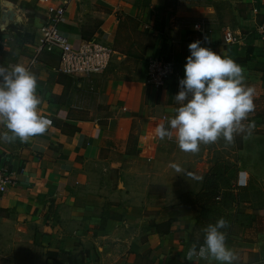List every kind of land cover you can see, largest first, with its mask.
I'll return each instance as SVG.
<instances>
[{"label":"crops","instance_id":"crops-1","mask_svg":"<svg viewBox=\"0 0 264 264\" xmlns=\"http://www.w3.org/2000/svg\"><path fill=\"white\" fill-rule=\"evenodd\" d=\"M58 1L0 0V65L25 66L48 7ZM197 1L208 5L196 15L200 30L173 19L165 30L179 60L186 63L188 44L201 40L202 46L241 65L246 86H256L254 77L262 84L264 34L258 27L264 25V0ZM221 4L237 13L238 25L254 33L226 27L239 43H223ZM141 6L140 0H71L58 28L71 40L92 35L108 44L113 51L108 67L94 77H70L58 72L57 53L45 52L31 69L39 111L51 124L26 142L0 141V162L15 178L0 194V264H192L185 256L193 244L188 231L194 220L171 210L184 191L176 203L164 204L163 196L149 189V176L135 169L141 163L154 167L150 141L160 139L155 128L167 126L164 117L172 118L179 106L171 91L157 98L159 93L144 85L148 59L142 80L134 69L141 56L155 52L162 35L158 19L152 22L159 38L142 32ZM6 26L20 30L3 31ZM28 30L35 31V42L29 41ZM87 88L94 89L92 94ZM100 94L106 95L102 112L93 106ZM0 131H6L3 125ZM128 136L142 138L136 145L123 143ZM160 140L177 144L174 132ZM244 259L235 254L233 264ZM193 262L217 264L199 257Z\"/></svg>","mask_w":264,"mask_h":264},{"label":"rangeland","instance_id":"rangeland-1","mask_svg":"<svg viewBox=\"0 0 264 264\" xmlns=\"http://www.w3.org/2000/svg\"><path fill=\"white\" fill-rule=\"evenodd\" d=\"M140 1V10L145 13L142 32L146 30V34L159 38V35L153 34L156 30L152 22L158 19L162 35L160 40L156 41L155 52L148 57L141 56L142 63L135 65L137 76L142 80L143 61L154 55H161L176 63L175 80L178 82L183 78L185 63L176 55L174 44L170 46L166 41L168 35L165 30L170 25L168 21L178 20L179 23L187 24L189 29H194V24L200 23L196 15L204 8L206 10L208 5L204 6L197 0ZM218 8L223 23L218 29L219 34L226 27H234L236 32L240 30L244 33H254V28L246 30L245 26L238 25L239 22L234 19L237 13L228 6L221 4ZM237 11L241 12L239 9ZM89 27L92 29L93 25L90 24ZM174 28L178 29L176 26ZM18 30L20 27L16 26H6L3 29L17 33ZM26 33L29 41L35 42V31L28 30ZM180 36L179 29L176 38ZM91 38L92 35L87 37ZM254 78V109L243 121L246 129L251 122L250 131L235 133L231 143L220 138L214 143L201 144L196 153L182 151L177 144L165 143L155 137L154 141H150L153 144L154 167L151 169L141 163L135 168L141 175L149 176V189L159 192L164 198V204L176 203L181 191L187 195L185 207L190 210L188 218L194 220L188 231L191 243H202L204 228L223 217L227 221V227L223 230L226 234V245L233 250L236 258H245L243 264H264V73L260 79L262 84L256 81L258 77ZM80 81L78 79V82ZM84 83L88 85L92 84V81ZM87 90L91 94L94 91L88 88ZM160 95L161 93L157 98H161ZM105 96L100 94L94 97L96 99L93 106L97 111L105 110ZM139 138L142 137L128 136L123 143L136 145L140 143ZM174 164L180 166V172L176 171ZM147 186L143 182V187ZM180 201L181 199L178 203Z\"/></svg>","mask_w":264,"mask_h":264},{"label":"clouds","instance_id":"clouds-1","mask_svg":"<svg viewBox=\"0 0 264 264\" xmlns=\"http://www.w3.org/2000/svg\"><path fill=\"white\" fill-rule=\"evenodd\" d=\"M183 78L178 80L174 98L179 104L167 126L155 128L160 139L172 138L185 152L196 153L201 144L214 143L223 138L231 143L235 133L250 131L243 121L253 111V89L244 84L243 68L230 56L222 55L201 40L188 44ZM37 78L23 64L10 69L0 65V141L15 139L26 142L29 138L46 132L51 120L39 111ZM180 172L179 165H173ZM227 221L220 217L204 228L202 243H193L185 259L193 257L214 260L217 264H233L235 253L226 245L224 229Z\"/></svg>","mask_w":264,"mask_h":264},{"label":"built area","instance_id":"built-area-1","mask_svg":"<svg viewBox=\"0 0 264 264\" xmlns=\"http://www.w3.org/2000/svg\"><path fill=\"white\" fill-rule=\"evenodd\" d=\"M70 1L59 0L48 7L46 21L39 27L37 42L25 64L30 71L45 52L57 53L58 72L70 77H94L108 67L113 52L108 44L95 38L71 40L58 28ZM194 26L197 30L201 29L198 24ZM258 32L264 34V25H259ZM222 41L227 45H235L239 43V38L230 28H225L222 32ZM175 77V63L172 59L155 55L147 60L143 81L147 87L157 92L171 91L175 96L179 90ZM164 119L169 120L165 117ZM14 181L13 173L0 162V194Z\"/></svg>","mask_w":264,"mask_h":264},{"label":"trees","instance_id":"trees-1","mask_svg":"<svg viewBox=\"0 0 264 264\" xmlns=\"http://www.w3.org/2000/svg\"><path fill=\"white\" fill-rule=\"evenodd\" d=\"M181 201L178 204L177 207H173L172 210V215L174 214L175 216H184L186 214H189V209L185 207V201L187 200V195L182 194L180 197Z\"/></svg>","mask_w":264,"mask_h":264}]
</instances>
